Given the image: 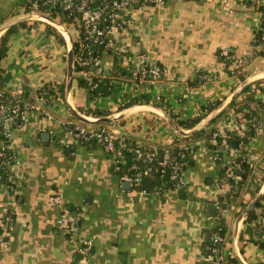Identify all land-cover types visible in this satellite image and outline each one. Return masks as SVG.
Instances as JSON below:
<instances>
[{
  "label": "crops",
  "instance_id": "obj_1",
  "mask_svg": "<svg viewBox=\"0 0 264 264\" xmlns=\"http://www.w3.org/2000/svg\"><path fill=\"white\" fill-rule=\"evenodd\" d=\"M27 1L0 0V28L22 17ZM126 17L130 28L115 35L121 55L107 52L97 68L99 76L109 82L111 94L92 98V88L81 86L80 74L74 70L70 102L79 115L91 121L100 118L87 112L101 111L111 117L134 106L149 105L163 107L178 125V121L198 119L200 124L212 112L211 106L221 105L244 77L264 70V58L254 51V41L264 29V0H166L163 5L131 7ZM62 38L43 23L39 31L29 24L12 37L1 63L0 91L11 94L22 87L24 104L36 109L26 111L9 139L0 135V151L7 148L17 157L10 169L12 183L0 182V227L8 229L5 238L9 241L8 246L0 247V264H79L77 248L84 239L94 244L86 264H206L211 232L218 221L224 224L227 236L224 253L229 260L236 258L237 220L264 185V130L257 144L262 156L257 175L235 193L220 187L223 164L217 156H223L220 151L225 147L215 149L212 139L213 132L222 137L234 135L237 124L228 118L231 104L202 135L190 137L177 133L155 108L132 114L111 123L119 127L112 130L141 145L148 151L146 155L185 145L191 151L175 189L158 194L155 176L145 179L154 181L153 191L145 185V193L125 186L127 181L113 168L112 156L102 146L81 143L75 136L73 126L82 122L68 104L70 46ZM222 51L238 59L254 57L247 76L239 79L228 74ZM140 54L164 69L165 77L140 86L135 93L132 85L113 81V75L136 65ZM76 74L78 86L84 90L78 99ZM206 74L220 80L203 83ZM257 83L264 86V79ZM245 94L238 102L250 100L244 101ZM258 106L264 124V101ZM84 125L98 128L103 124ZM199 136L206 142L191 141ZM1 167L0 163V173ZM56 194L62 195L79 219L74 238L58 230L61 207L51 202ZM256 211L262 216L264 202ZM9 216L12 223L7 221ZM245 228L243 222L240 236ZM258 240L256 244L248 242V235L243 241L239 237V252L248 264H264V246L260 245L264 234Z\"/></svg>",
  "mask_w": 264,
  "mask_h": 264
},
{
  "label": "built area",
  "instance_id": "obj_2",
  "mask_svg": "<svg viewBox=\"0 0 264 264\" xmlns=\"http://www.w3.org/2000/svg\"><path fill=\"white\" fill-rule=\"evenodd\" d=\"M165 2L166 0H28L27 3L31 11L29 13L26 11L24 14L43 15L59 22L67 29L74 41V69L77 68L81 79L90 82L92 84L91 88L96 89L99 81L105 79V77L99 76L97 70L104 54L114 52L119 56L122 53L115 42V35L121 30L130 28V22L126 17L127 10L140 5H163ZM51 15L55 17L52 18ZM36 22L51 27L63 37L57 27L50 21L43 19ZM71 28L74 30V36L71 34ZM66 43L67 46H70L68 40H66ZM75 45H77L76 52ZM254 50L257 57L264 58V37L255 39ZM220 56L223 58V67L228 71V74L230 73L231 76L239 79L245 75L247 76L251 67V63H247V59H238L227 51H222ZM254 59L253 57L250 61ZM250 76L252 74L247 77ZM164 77V69L149 61L146 55L140 54L137 55L136 65L130 66L126 73L115 71L113 81L119 84L132 85L135 93H137L140 86L156 84L162 81ZM261 79H264V75L258 76L245 94L244 101L250 100L243 102V104L238 102L230 111L228 118L237 124L234 135L222 137L218 132L212 134V139L219 151L218 139L222 140L221 146L225 147L224 151H220L223 156H217V158L223 164V177L220 187L223 190L230 189L229 192L238 193V191L244 189L248 185L249 177L253 178V175L256 177L259 161L262 160V156L257 149L260 135L264 130V124L259 117L258 106L260 101H264V86L257 83ZM219 80L220 77L215 75L206 74L202 77L203 83ZM5 94L6 92L0 91V135L5 139H9L13 126L25 118L26 111L36 109V107L24 104L22 87H18L14 93L9 94L10 98H7ZM160 100V98L157 99L159 102ZM244 105L245 107L240 110L241 106ZM73 130L77 140L81 143H94L102 146L112 156V165L115 172L124 170L122 165L125 162L122 159V152L133 153L136 160L144 157V149L141 145L130 143L125 137L107 127L91 128L82 123H77L73 126ZM234 141L239 142L237 148H233L231 145ZM190 148L186 145L179 148L181 151L178 157L182 160V164L175 166V169L170 173V180L176 182V187L181 182L182 168L187 166L189 162ZM170 154L169 151L165 150L164 169L161 174L162 181L167 172L166 169L172 164V162L167 161ZM155 156L156 153H153L151 160ZM0 163L2 167L7 169L6 179L10 181L12 179L11 166L17 163L16 155L4 148L0 151ZM134 171H137V166L132 165L124 171L122 177L132 188L145 193L143 189L144 181L150 176L149 173L152 170L149 168L141 173H134ZM245 173L246 180L243 181ZM162 181L158 183L155 189L158 194H162L167 190ZM51 202L61 207V213L57 220L58 230L70 238H74L77 235L79 219L73 216L62 195H53ZM7 221L12 223L13 218L7 217ZM256 224L261 226L262 233H264V212L262 216H259ZM216 226L215 230L211 232V255L207 263L229 264V256L223 250L227 240L225 227L219 226L218 223ZM7 231L6 226L0 227V247L9 244V241L5 238ZM93 248L92 240L84 239L80 241L77 248V253L81 258L79 264H86L85 259L90 255Z\"/></svg>",
  "mask_w": 264,
  "mask_h": 264
},
{
  "label": "trees",
  "instance_id": "obj_3",
  "mask_svg": "<svg viewBox=\"0 0 264 264\" xmlns=\"http://www.w3.org/2000/svg\"><path fill=\"white\" fill-rule=\"evenodd\" d=\"M29 8V5L28 3L26 2L25 4V8ZM66 20V19H65ZM1 26V24H0ZM29 27L28 25V22H21L17 25H15L14 27H12L11 29H9L1 38H0V88L3 87L2 85V75H3V68L1 66V63L2 61L7 57V54H8V51L10 49V42H11V39L14 35H16L19 30H24V29H27ZM49 27V26H48ZM61 38L62 36L57 33ZM264 37V29L262 31V33H260L257 38H262ZM63 39V38H62ZM76 49H77V45H75V52H76ZM255 51V50H254ZM256 52V51H255ZM232 55V54H231ZM234 56V55H233ZM251 58L247 59V63H252V61H250ZM77 70V68L75 69ZM118 72H124L126 73V70H119ZM230 74V73H229ZM243 77H241L242 79ZM245 77L242 79L244 80ZM80 80V85L81 86H84V87H88V88H91L92 87V84H89L87 81H84L82 80L81 78H79ZM97 82L99 80H96ZM249 88H246L244 93H247L249 91ZM111 94V91H110V84L107 80H101L99 81L98 83V87L96 89H92L91 90V97L92 98H96V97H100V96H109ZM5 96L7 98H10V95L8 93L5 94ZM24 100V99H23ZM248 100V99H247ZM6 101V100H4ZM7 104V103H6ZM238 104V98L233 101V103L231 104V107H234L235 105ZM219 104H216L214 106H211V108L209 109L210 111H213ZM8 106V105H7ZM131 106H134V105H131ZM130 106V107H131ZM245 107L244 106H241L240 110H242L243 108ZM162 109H164L162 107ZM87 114H93L94 117H97V118H101V117H106L107 114L101 112V111H97L94 113H91V112H87ZM201 120H197V121H191V122H180L178 121L179 125L181 127H183L184 129H193L196 125H198V123L200 122ZM205 132V130H203L202 132H198L196 133V135H202L203 133ZM221 139H218V144L221 146ZM171 154H170V157H168L167 161H170V163L172 162V164L168 167V169H166V173H165V177L163 179V181L161 180V174H162V170L164 169L163 166H164V161H165V151L164 150H156V151H151L150 152V155H146L148 151L144 150V158H141L140 160H136V157L133 153H128V152H122V159L124 160V164L122 165V168L124 170L120 171V172H117V174L119 176H122L124 174V171L129 168L130 166L132 165H135L137 166V171H134V173H141V172H144L146 170H148L149 168L152 170L149 174L151 173H155V181L156 182H161L165 185V189L169 190V189H175L176 188V182L175 181H171L170 180V173L171 171H173L175 168V166H177L178 164L181 165L182 164V160L179 159L178 155L181 151V149L179 148H174L173 150H171ZM153 153H156V156L153 157V159L151 160V156ZM186 168L183 167L182 170H184ZM6 172H7V169L4 168V167H1V173H0V182H5V183H12V179L10 181H7V176H6ZM246 180V173L243 175V181ZM262 202H264V197L262 199L261 202H259L257 205H256V209L262 204ZM253 210L249 213V215L247 216L246 220H245V223H246V228H245V231L241 233V236H240V240L243 241L244 240V236L245 235H248L249 236V241L248 242H254V243H258L259 242V237L261 235H263L264 233H262V229H261V226L260 225H257L256 224V221L258 220L259 218V215L256 213L257 211ZM218 224L219 226H224V224L222 223V221H218ZM261 246H264V243L262 242L260 244ZM241 252H242V248H241ZM211 254H209L208 256H210ZM230 262H237L236 258L232 257L230 260H229V263ZM206 264H210V263H206Z\"/></svg>",
  "mask_w": 264,
  "mask_h": 264
},
{
  "label": "water",
  "instance_id": "obj_4",
  "mask_svg": "<svg viewBox=\"0 0 264 264\" xmlns=\"http://www.w3.org/2000/svg\"><path fill=\"white\" fill-rule=\"evenodd\" d=\"M43 19L50 21L53 23L58 31L63 35V37L68 40L69 42V51H68V88H67V94H68V104L74 114V116L80 120L84 124H89V125H96V124H111L113 122L122 120L126 117L131 116L132 114L135 113H140L143 111H146L147 109L150 108H155L159 113L162 114V116L165 118V120L168 122V124L181 136L183 137H190L193 136L194 134L201 132L204 130L212 121L213 119L216 118V116L221 113L225 108H227L234 100H236L244 91L245 89L252 84L258 76H263L264 75V70L255 73L254 75L250 76L247 78L221 105H219L214 111H212L200 124H198L196 127H194L191 131H186L185 129H182L163 109L154 107V106H149V105H138L132 107L129 111L121 113L119 115H114L111 117H103L100 118L96 121H91L77 113L75 108L73 107L72 103L70 102L71 96H72V91H73V81H74V41L70 35V33L67 31V29L61 25L59 22L51 19V18H46L43 15L40 14H26L23 15L22 17L18 18L16 21H13L9 23L8 25H5L4 27L0 28V38L12 27L15 25L21 23V22H32V21H42ZM44 138L47 137V134L43 136ZM239 142L234 141L232 143L233 147H238ZM169 153H171V149L169 150ZM144 158V157H143ZM155 173H151L150 176L148 177H154ZM125 186L130 187V184L126 182L124 184ZM145 188L148 191H153V186H154V181L152 179H147L144 182ZM230 190V189H228ZM264 197V185L257 194V196L254 198V200L248 205V207L240 214L238 220H237V226H236V231L234 235V240H233V248H234V254L236 259L241 263V264H248L240 255L239 252V237H240V228L243 222H245L247 216L251 211H253L256 208V205L262 201ZM221 248V246H220Z\"/></svg>",
  "mask_w": 264,
  "mask_h": 264
},
{
  "label": "rangeland",
  "instance_id": "obj_5",
  "mask_svg": "<svg viewBox=\"0 0 264 264\" xmlns=\"http://www.w3.org/2000/svg\"><path fill=\"white\" fill-rule=\"evenodd\" d=\"M26 11H28V13L31 11L28 7L23 11L24 13L26 12ZM24 15H26V14H24ZM52 16V18L53 17H55L54 15H51ZM31 25V26H33V27H35L36 29H37V31H39L40 30V28H41V26H42V23H40V22H36V21H32V22H28V25ZM71 34H73V36L75 35V33H74V30L71 28ZM75 86H76V97H77V99H78V96H79V94L80 93H84V90H82V88H80L79 86H78V75L76 74L75 75ZM101 126H104V127H107V128H109V129H118L119 127H117V126H115V125H113V124H111V125H109V124H103V125H101ZM119 130V129H118ZM117 130V131H118ZM206 130H208V128L206 129ZM200 138H192V142L193 143H196V142H202V143H205L206 142V139L204 138V137H201V136H199ZM208 146V145H207ZM215 149L217 148V147H214ZM214 148H210V147H208V149H211V152H215V149ZM190 167H187V169L186 170H188ZM202 184L204 185L205 184V180L204 179H202Z\"/></svg>",
  "mask_w": 264,
  "mask_h": 264
}]
</instances>
